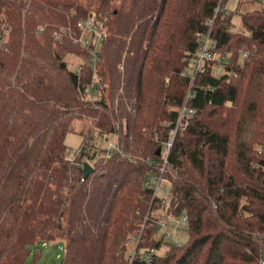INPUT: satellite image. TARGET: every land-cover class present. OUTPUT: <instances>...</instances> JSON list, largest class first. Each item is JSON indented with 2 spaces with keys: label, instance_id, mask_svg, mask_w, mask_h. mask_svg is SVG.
<instances>
[{
  "label": "trees",
  "instance_id": "trees-1",
  "mask_svg": "<svg viewBox=\"0 0 264 264\" xmlns=\"http://www.w3.org/2000/svg\"><path fill=\"white\" fill-rule=\"evenodd\" d=\"M219 3L0 0V264H32L35 248L54 238L65 243L61 264H129L133 238L132 264H143L142 250L163 241L154 236L161 209L185 213L190 236L159 264H262L264 3L249 2L244 31H233V11L215 17ZM90 11L108 32L91 99L78 86L94 74L85 68L79 78L62 54L80 47L54 37ZM210 19L233 60L221 77H196V117L169 152L165 205L145 181L159 170L158 149L191 87L184 69ZM245 46L251 57L238 64ZM76 119L87 122L86 145L71 160L65 139ZM115 123L119 148L99 151L98 138L119 132ZM85 162L94 166L86 178Z\"/></svg>",
  "mask_w": 264,
  "mask_h": 264
},
{
  "label": "built area",
  "instance_id": "built-area-1",
  "mask_svg": "<svg viewBox=\"0 0 264 264\" xmlns=\"http://www.w3.org/2000/svg\"><path fill=\"white\" fill-rule=\"evenodd\" d=\"M260 2L264 3V0H240V2ZM232 10L228 9L223 0H220L218 6L215 7V17L221 12L229 13ZM214 19L208 21L207 29L199 31L197 33V38L200 40L201 45L194 58L189 60L188 67L184 70V74L191 76V87L186 94L185 102L179 111V117L175 123L174 127H171L168 133V139L170 138L171 143H167L168 149L171 151L173 143L175 141V136L179 133L181 129H185L190 125L191 121L196 117V110L192 107L193 99L195 98V80L198 74H209L210 72L221 77L225 71L226 66L230 64L233 60V53L231 50L221 51L218 49V39L214 36L213 31ZM74 30L65 26L59 27V30L55 32L54 37L56 40L62 39L64 36H69L72 43L78 45L82 51L78 57H66L68 67L78 75L79 78L82 77L85 68L91 70L92 72L96 70L97 66L102 60L101 51L104 45V39L107 37V27H105L104 20L97 14V12L90 11L89 14L83 18L76 21L74 25ZM39 32L44 29L39 26ZM240 56L238 64H242L246 59L251 57L250 49L245 46L240 49ZM234 71H231L232 73ZM97 72L94 73V78L90 83L81 84L78 86L80 94L84 97L92 98L98 92L97 82H96ZM174 138V139H173ZM116 144H111L109 151L112 152L118 149ZM169 153V152H168ZM168 157L166 158V160ZM156 162L155 159L151 160ZM168 162V160L166 161ZM159 165V163H158ZM159 169V168H158ZM164 168H161L160 172L155 173V178L145 181V186L149 187L154 191V196L160 197L162 190L167 188L165 185L166 180L163 175ZM154 175V174H153ZM161 198V197H160ZM188 224L187 215H183L182 225ZM133 242H137L135 238L132 239ZM181 246L180 243L176 244ZM145 251V257L148 261H155L157 257L155 248H147ZM136 252V251H135ZM261 263L264 264V258H262Z\"/></svg>",
  "mask_w": 264,
  "mask_h": 264
},
{
  "label": "rangeland",
  "instance_id": "rangeland-1",
  "mask_svg": "<svg viewBox=\"0 0 264 264\" xmlns=\"http://www.w3.org/2000/svg\"><path fill=\"white\" fill-rule=\"evenodd\" d=\"M223 4L226 5V7L230 10H232L235 14L233 16V20L232 22L234 23L233 26V31H244V25L242 23V15L244 12H246V10H250L252 9L251 3L249 2H245L243 1L242 4H240V0H223ZM241 5V6H240ZM95 12V11H93ZM71 40V39H69ZM72 41V40H71ZM62 51V50H61ZM63 57H78L81 54L79 52H72L67 51V52H63ZM80 54V55H79ZM71 69V67L69 68ZM92 74H94L91 71ZM168 81V79H167ZM118 102L116 101V104ZM87 124L86 121L84 120H80V119H76V121L72 124L71 126V130L68 132L66 139H65V143L66 146L69 150L68 152V157L71 160H75L78 157H80V155L82 154V149L84 148V146L86 145L84 143L85 140V135L83 133H81V129L82 126H84V124ZM124 123V130H126V121L123 122ZM166 123V122H165ZM117 125V127L119 128V132L117 133H111L108 132L107 136L102 137V140L98 138V145L101 147L99 149L103 150L104 148H110L111 144H116L115 146H118V136L121 135V128L120 125L118 123H115ZM183 130V129H182ZM96 135H98V131H94ZM90 135V134H89ZM178 137V134L175 136V139ZM117 138V139H116ZM174 139V138H173ZM116 140V141H115ZM96 141V139H95ZM171 143L170 142V138L164 140V142L162 143L161 148V154L160 156H158L157 161L159 163V170L158 172H160L161 168H164L163 170V175L166 179V183L165 185H167L168 187L165 188L164 190H162V192L160 193V197L162 198L164 204H168L169 199H170V180L169 178L167 179L166 177V172L167 169L169 167L168 162H166V158L168 157L170 150L168 149V145L167 143ZM89 144V143H88ZM91 144V143H90ZM88 146V145H87ZM170 146V145H169ZM119 148V147H118ZM108 153L110 154L111 152L108 151ZM85 158V157H83ZM81 158V162L86 161V158L83 159ZM152 159H155L154 157H148L146 158V161L151 162ZM156 160V159H155ZM152 178H155V173L153 176H151L149 178V180L152 181ZM160 215L162 216L160 219V223L161 224V228L159 230H157V233L154 235L156 237V239H162L163 241L161 243L160 246L155 248L157 257L155 258V261H148L145 257V251L142 250L141 252V260L143 262V264H159L158 263V258H163L165 256H167L170 252V244H178L180 243L181 245H185V243L188 241L189 239V226L188 224L186 225H182V219H183V215H178V216H172L166 215V209H161ZM185 214V213H184ZM179 239V240H177ZM135 248H136V244L134 242H130L128 245V249H127V255L129 257V264L133 263V259L136 255L135 253ZM36 250H38V254L36 256V258L34 259V254H32V256L29 259V262H32V264H61L63 259L65 258V243L63 240L59 239V238H54V239H50L47 240L46 243H44L42 246H39L37 248H35ZM147 249V248H146ZM145 249V250H146Z\"/></svg>",
  "mask_w": 264,
  "mask_h": 264
},
{
  "label": "water",
  "instance_id": "water-1",
  "mask_svg": "<svg viewBox=\"0 0 264 264\" xmlns=\"http://www.w3.org/2000/svg\"><path fill=\"white\" fill-rule=\"evenodd\" d=\"M161 154V148L158 149V155ZM94 170V166L89 162H85L84 164V177H88ZM161 228V224L158 225L157 230Z\"/></svg>",
  "mask_w": 264,
  "mask_h": 264
},
{
  "label": "crops",
  "instance_id": "crops-1",
  "mask_svg": "<svg viewBox=\"0 0 264 264\" xmlns=\"http://www.w3.org/2000/svg\"><path fill=\"white\" fill-rule=\"evenodd\" d=\"M177 240H179V239H177Z\"/></svg>",
  "mask_w": 264,
  "mask_h": 264
}]
</instances>
